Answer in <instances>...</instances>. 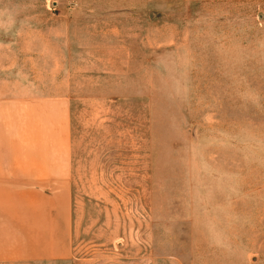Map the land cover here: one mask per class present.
<instances>
[{"label":"rangeland","instance_id":"1","mask_svg":"<svg viewBox=\"0 0 264 264\" xmlns=\"http://www.w3.org/2000/svg\"><path fill=\"white\" fill-rule=\"evenodd\" d=\"M0 78L71 128L61 232L0 264H264V0H0Z\"/></svg>","mask_w":264,"mask_h":264},{"label":"crops","instance_id":"2","mask_svg":"<svg viewBox=\"0 0 264 264\" xmlns=\"http://www.w3.org/2000/svg\"><path fill=\"white\" fill-rule=\"evenodd\" d=\"M11 84L0 78V231L61 232L71 183L69 99Z\"/></svg>","mask_w":264,"mask_h":264}]
</instances>
